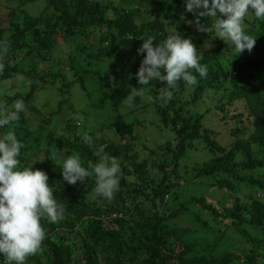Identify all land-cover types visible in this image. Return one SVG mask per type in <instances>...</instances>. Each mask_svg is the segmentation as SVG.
Returning <instances> with one entry per match:
<instances>
[{
    "label": "trees",
    "instance_id": "16d2710c",
    "mask_svg": "<svg viewBox=\"0 0 264 264\" xmlns=\"http://www.w3.org/2000/svg\"><path fill=\"white\" fill-rule=\"evenodd\" d=\"M3 1L0 106L7 110L23 100L25 111L0 128V136L15 132L24 145L21 165L44 171L54 198L65 205L58 222L40 221L45 239L25 264H264V18L246 19L245 31L255 44L228 60L230 44L198 30L185 0ZM198 19L201 27L211 23V17ZM175 28L196 50L201 38L212 39L204 51L197 50L208 68L206 78L196 75L194 85L178 81L167 101L160 95L164 82L154 78L146 99L135 97L132 106L123 107L131 87H140L139 38L152 35L155 46ZM93 63L104 67L102 73L93 71L97 88L117 112L96 131L85 107L97 109L104 102H76L67 95L79 86L90 98ZM12 79L27 91L8 94L11 89L3 86ZM49 89L54 103L41 101ZM64 105L69 115L63 127L70 135L56 122ZM85 134L90 142L82 139ZM194 148L204 161L187 160ZM62 151L78 153L85 167L101 155L117 159L119 190L111 202L92 199V177L71 185L63 180L55 158ZM202 180L228 189L234 198L218 204L201 192L182 197L186 185L199 189ZM243 185L251 191L246 199ZM257 191L262 195L252 194ZM169 196L179 200L172 208ZM180 216L194 220V228L174 224ZM229 228L244 245L222 247ZM0 264H6L2 254Z\"/></svg>",
    "mask_w": 264,
    "mask_h": 264
},
{
    "label": "clouds",
    "instance_id": "9594fccd",
    "mask_svg": "<svg viewBox=\"0 0 264 264\" xmlns=\"http://www.w3.org/2000/svg\"><path fill=\"white\" fill-rule=\"evenodd\" d=\"M184 8L197 17L198 30L227 41L238 54L245 49L250 52L255 44V38L245 31L246 19L264 18V0H185ZM249 8L253 11L250 12ZM205 16L211 17V23L201 27L198 18ZM139 39L142 43L137 54L144 55L135 76L140 87H131L124 100L128 106L135 103V97L140 98L147 91L154 78L164 82L160 95L165 101L171 99L178 81L194 85L196 75L206 78L207 65L199 62L202 56L192 40L183 38L176 28L155 46L153 40L156 39L152 35ZM2 69L3 65H0ZM11 104L7 110L0 106V128L18 121L25 111L23 100ZM82 139L90 142L91 137L85 134ZM23 147L14 131L0 136V254L6 264H25L26 258L35 255L45 239L40 221L47 219L56 223L65 213V205L53 196L47 174L39 169L33 170L27 164L21 165L19 157ZM58 166L63 180L70 185L92 177V199L100 197L111 202L119 190L121 167L115 157L101 155L95 163L89 162L85 167L80 155L72 153L66 155Z\"/></svg>",
    "mask_w": 264,
    "mask_h": 264
},
{
    "label": "rangeland",
    "instance_id": "374dc122",
    "mask_svg": "<svg viewBox=\"0 0 264 264\" xmlns=\"http://www.w3.org/2000/svg\"><path fill=\"white\" fill-rule=\"evenodd\" d=\"M2 2H4L3 0H0V4H2ZM41 6V3L39 5V7L37 9H39ZM4 7L0 6V13L2 12ZM30 11V9H28ZM86 40H84L85 42ZM77 43H80L79 40H77ZM212 44V39L210 40L209 38H201V45L198 47V51L201 52V51H204L205 48L209 47L210 45ZM230 53L228 55V60H230L234 55H235V50L233 49V47L230 45ZM108 59L104 60L103 63H106ZM97 68V70H99L101 73L104 71V67H99L98 65H95L94 63L90 66V73H89V79H88V92H90L91 96L90 98L87 96V94L82 91V89L79 87V86H76L74 87L70 94H67V95H70L71 99L76 101V102H81L80 99H84L85 101L87 102H97L98 104L101 103V102H104L103 104L100 105L99 108H91L89 105L88 107L86 106L85 107V115H92V117H86L87 118V121L90 120L92 121L94 124H96L95 128L93 129L94 131H96V128L98 126H103L105 125L106 123H108L109 121L112 120V118L114 117V115L117 113L114 109L111 108V103H110V100L108 97L104 96V95H100V90L97 88V82L95 81V74L93 73V71H95ZM9 85V86H8ZM5 88H10L11 90L8 92V94H14L15 92H25L27 91V88L26 87H18L16 81H14V79H12L11 81H7L5 82L4 86ZM2 87V88H3ZM44 98L41 100L42 102L45 101L48 102V101H51V99L53 100V103H54V100H55V96H54V92H52L51 89L49 90H46L44 93ZM145 94V93H144ZM142 95L140 98L137 97V99H141V100H144L146 99V95ZM1 95H4L1 91H0V96ZM66 95V97H67ZM69 98V97H68ZM73 102V101H72ZM76 105V103H74ZM127 104L122 103V106L125 107ZM12 104L10 105H7L6 108L10 107L11 108ZM81 107V105L79 106V108ZM78 108V109H79ZM80 114V113H79ZM68 110L67 108L65 107V105L63 106V108H61L60 112L58 113V115L56 116V122L57 124H59L58 126V129H62V130H65V132L67 134L70 135V129L69 128H64L63 126V121L66 119V117L68 116ZM85 118V119H86ZM115 118V117H114ZM220 122V120H218L217 122H214L215 124H218ZM90 123V122H89ZM213 123V122H211ZM79 127H77V131H81L82 128L80 127V125H78ZM215 129H217L219 131V129H221V126H216ZM151 128H148V131H150ZM87 132L90 134L92 133L91 131H88ZM95 134H99V132H96ZM166 135V134H165ZM221 135V134H220ZM110 138H113L114 137V134H112V132H110ZM118 136V135H117ZM118 144H120V141L117 142ZM140 153V151L138 152ZM187 160H196L197 157L200 156L199 154V149L198 148H194L193 150H189L187 152ZM66 155H69L68 153L66 152H60L58 153L55 158L59 161H61ZM191 155V156H190ZM208 157V156H207ZM200 161H204V157L201 158L199 157ZM186 160V161H187ZM192 161H189V163H192ZM203 184V185H202ZM188 186V189L186 190V193L183 194V198L185 199H188V195L190 194H199L200 192L205 194L206 197L210 200V201H213V202H216L219 204V202L222 200H225V202H227L229 199L231 198H234V193H232L231 191H229L228 189H217V188H214V187H210L207 183H206V180H202V183L200 186L199 189H196L194 188L193 186L190 187V185H186ZM243 194L242 196L244 197V199H246L248 197V195L250 194V189L248 187H246L245 185H243ZM179 193H181L179 191ZM252 194H257V195H262V192H254ZM179 202V200H176V198L174 197H166V204L169 208H172L174 205H177V203ZM198 212L200 213V215H202L203 217L207 218L210 222V224L212 225V227H217V224L215 223V221L205 212L201 211V210H198ZM211 219V220H210ZM174 224L176 225H182V226H189L191 228H194L195 226V221L192 219H188L186 216H180L178 219H175L173 220ZM203 231H207V228ZM206 232V235H208L211 231H209L208 233ZM226 241L225 243L222 245L223 248H231V247H235L237 245L239 246H242L245 244L244 242V238L239 234V233H236L234 230H232L231 228L228 229V232L226 233Z\"/></svg>",
    "mask_w": 264,
    "mask_h": 264
}]
</instances>
